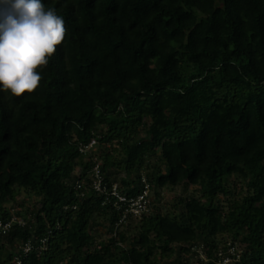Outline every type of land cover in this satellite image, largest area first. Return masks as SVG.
I'll return each instance as SVG.
<instances>
[{
  "label": "trees",
  "instance_id": "16d2710c",
  "mask_svg": "<svg viewBox=\"0 0 264 264\" xmlns=\"http://www.w3.org/2000/svg\"><path fill=\"white\" fill-rule=\"evenodd\" d=\"M44 3L61 45L34 90L0 92V264H218L230 247L264 264V0ZM98 162L128 198L148 184L149 211L120 222ZM179 186L197 189L153 204Z\"/></svg>",
  "mask_w": 264,
  "mask_h": 264
},
{
  "label": "clouds",
  "instance_id": "9594fccd",
  "mask_svg": "<svg viewBox=\"0 0 264 264\" xmlns=\"http://www.w3.org/2000/svg\"><path fill=\"white\" fill-rule=\"evenodd\" d=\"M65 20L44 0H0V92L18 97L34 90L61 45Z\"/></svg>",
  "mask_w": 264,
  "mask_h": 264
},
{
  "label": "built area",
  "instance_id": "2783aa9c",
  "mask_svg": "<svg viewBox=\"0 0 264 264\" xmlns=\"http://www.w3.org/2000/svg\"><path fill=\"white\" fill-rule=\"evenodd\" d=\"M96 145V140H92L87 145L80 146V151L83 153H86L94 148ZM92 177H93V188L97 192L105 193L106 198L103 201V204H107L111 201H113L114 207L120 209H123V216L120 220V222H123L126 220L127 216L129 214L133 215L135 218L140 217L143 213H146L149 211L150 208V199H149V185L146 184L144 186L143 192L136 196L135 198H128L126 195H123L118 190V185L113 184L111 188H108L106 185V182L103 177V173L101 170L100 163H96L92 169ZM143 182L145 183V179H143ZM80 187V186H79ZM15 219L13 218L14 221ZM11 221L4 224L2 221H0V232L2 234H5L7 230L9 229L11 225ZM31 249L30 244L28 243L25 246L24 251L28 252ZM238 255L236 253V250L234 247H230L226 250V252H223L222 250L218 253V264H229L233 261L231 256ZM204 257V256H203ZM238 257V256H237ZM205 259V257H204Z\"/></svg>",
  "mask_w": 264,
  "mask_h": 264
},
{
  "label": "rangeland",
  "instance_id": "374dc122",
  "mask_svg": "<svg viewBox=\"0 0 264 264\" xmlns=\"http://www.w3.org/2000/svg\"><path fill=\"white\" fill-rule=\"evenodd\" d=\"M93 151H97V145L94 146ZM196 189L197 187L195 186H179L175 190H167V189L160 190L159 191L160 197L156 198L153 204L159 205L162 208V210H165L168 208V205L172 203V201L176 196H186L188 194H191ZM16 200L18 203L24 202L25 209L32 208L34 206V201L31 198H29L25 192H21L20 195L17 196ZM16 204L17 203L15 202H11L9 206H15ZM21 209L22 207H16L15 210H21ZM100 233H104V232L101 231ZM104 236L106 237L105 233ZM199 253H201L200 250ZM203 256L204 255H202L201 257L204 258Z\"/></svg>",
  "mask_w": 264,
  "mask_h": 264
}]
</instances>
